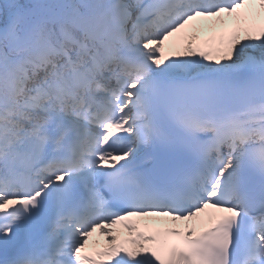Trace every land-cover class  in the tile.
<instances>
[{
	"label": "snow or ice",
	"instance_id": "1",
	"mask_svg": "<svg viewBox=\"0 0 264 264\" xmlns=\"http://www.w3.org/2000/svg\"><path fill=\"white\" fill-rule=\"evenodd\" d=\"M0 264H264V0H0Z\"/></svg>",
	"mask_w": 264,
	"mask_h": 264
}]
</instances>
